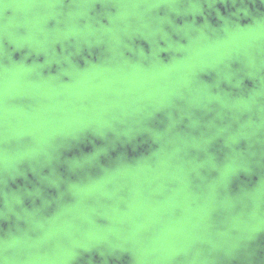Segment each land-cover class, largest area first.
<instances>
[{"label": "clouds", "instance_id": "clouds-1", "mask_svg": "<svg viewBox=\"0 0 264 264\" xmlns=\"http://www.w3.org/2000/svg\"><path fill=\"white\" fill-rule=\"evenodd\" d=\"M0 264H264V0H0Z\"/></svg>", "mask_w": 264, "mask_h": 264}, {"label": "water", "instance_id": "water-1", "mask_svg": "<svg viewBox=\"0 0 264 264\" xmlns=\"http://www.w3.org/2000/svg\"><path fill=\"white\" fill-rule=\"evenodd\" d=\"M14 58H17V57L14 56Z\"/></svg>", "mask_w": 264, "mask_h": 264}]
</instances>
